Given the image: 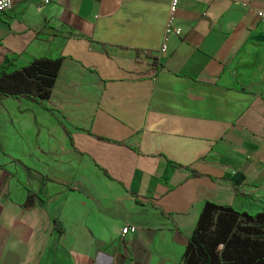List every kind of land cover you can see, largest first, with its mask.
Instances as JSON below:
<instances>
[{"label":"crops","instance_id":"1","mask_svg":"<svg viewBox=\"0 0 264 264\" xmlns=\"http://www.w3.org/2000/svg\"><path fill=\"white\" fill-rule=\"evenodd\" d=\"M170 1L0 14V78L62 58L43 108L0 100V264H180L206 201L264 210V0H179L160 55Z\"/></svg>","mask_w":264,"mask_h":264},{"label":"trees","instance_id":"2","mask_svg":"<svg viewBox=\"0 0 264 264\" xmlns=\"http://www.w3.org/2000/svg\"><path fill=\"white\" fill-rule=\"evenodd\" d=\"M61 66L62 58L42 56L3 72L0 100L26 99L43 108ZM180 264H264V210L250 215L206 201Z\"/></svg>","mask_w":264,"mask_h":264},{"label":"built area","instance_id":"3","mask_svg":"<svg viewBox=\"0 0 264 264\" xmlns=\"http://www.w3.org/2000/svg\"><path fill=\"white\" fill-rule=\"evenodd\" d=\"M14 1H27V0H0V14L9 11L12 8ZM43 4H48L49 0H42ZM179 0H171L169 4V15L167 19V24L165 27V35H164V41L163 44L159 50L160 55H164L167 52V38L169 35H180L181 30L179 27H176L174 25V16L175 12L177 10ZM258 16L261 18H264V13H258ZM134 232V229L131 227H126L121 231V235H126L128 233Z\"/></svg>","mask_w":264,"mask_h":264},{"label":"rangeland","instance_id":"4","mask_svg":"<svg viewBox=\"0 0 264 264\" xmlns=\"http://www.w3.org/2000/svg\"><path fill=\"white\" fill-rule=\"evenodd\" d=\"M48 153H49V151H48ZM62 157H65L66 158L67 155L65 154V156L63 155ZM35 159L36 158L34 156H32L31 160L33 161ZM47 162H51L52 165L49 164V163H47ZM69 165L70 164H67V166H65L64 163H61V165L58 166L59 171H55V173H58L60 175H63V177H66V175H70ZM43 166H44V168H39L37 171L40 172V173H43V174L50 175L52 177L53 170H54L52 158L49 157V156H46V160H45Z\"/></svg>","mask_w":264,"mask_h":264}]
</instances>
